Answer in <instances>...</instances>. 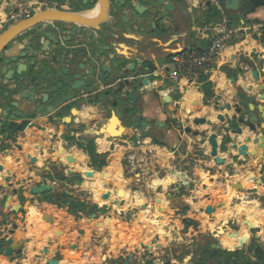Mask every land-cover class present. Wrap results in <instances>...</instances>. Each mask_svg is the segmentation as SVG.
Listing matches in <instances>:
<instances>
[{
	"label": "crops",
	"instance_id": "crops-1",
	"mask_svg": "<svg viewBox=\"0 0 264 264\" xmlns=\"http://www.w3.org/2000/svg\"><path fill=\"white\" fill-rule=\"evenodd\" d=\"M82 1L64 0L65 8L52 9L75 13L90 10L85 18L97 19L101 5L88 9ZM123 1L111 0L113 9L122 7ZM37 2L39 0L0 1V21H6L10 12L18 8L38 12ZM175 3L176 12L167 22L170 34L162 39L151 36L155 54L149 57L139 53L136 41L143 39V29L127 25L124 26L128 30L119 36L113 53L119 59L123 55L131 56L133 60L128 66H135L136 71L142 60H150L148 66L161 74V78L151 80L150 86L155 90L142 95L136 106L139 117L149 122L147 138L137 140L130 119H126L123 138L113 139L107 134L98 138L99 131L109 123L112 115L98 114L91 107L71 115L72 123L61 121L55 125L46 118L18 122L26 128L14 135L13 147L0 150V232L13 231L8 237L14 239L16 249L11 257L0 252V264H140L147 261L145 253L156 255L155 247L170 250L173 241L177 240L172 232L162 235V227L168 226L188 237L211 233L221 228L220 225L224 226L226 221L238 227L243 205L239 200L249 195L244 187L257 188L259 160H264V111H255L259 116L256 133L244 126L242 135L232 136L235 142L218 154L225 160L223 165H217L209 157L208 137L212 128L207 124L195 126L193 120L215 121L220 115L234 118V107L242 93L248 103L257 97L256 107L259 104L264 107L261 99L264 90H256L258 84L264 89V45L255 37L264 27V8L247 17L237 14L231 17L234 18L232 26L240 32L221 52L212 71L204 76L211 84V96L206 97L201 80L196 84L188 80L173 82L166 79L162 69L173 54L209 48V34L203 31V23L208 21L211 13L216 19L218 16L211 5L208 7L207 0ZM60 27L56 23H46L33 28L23 35V43L9 54L17 55L28 46L38 50L40 42L45 50L49 45L44 35ZM64 27L66 31L62 38L68 39L67 33L72 27ZM151 30H154L152 26ZM256 70L259 83L253 79ZM251 85L253 91L248 90ZM164 86H167L166 90ZM221 106H230L231 110L218 111ZM181 127H190L197 135L185 134L180 131ZM1 135L10 133H2L0 123ZM68 137L74 141L70 142ZM79 142H93L97 155L108 156V164L103 170L93 166L89 154L78 147ZM244 144L248 147L247 160L236 148ZM60 151L64 152L61 154ZM178 157L181 158L179 162ZM87 159L91 162L90 168ZM56 161L65 167V173L73 171V176L58 182L53 169ZM125 161H128L127 165ZM85 172H93V175L87 177ZM182 175L186 182L194 184L191 192L180 188ZM75 177L81 182H69ZM42 183L52 186V192L83 193L107 212L94 217L82 214L77 219L63 208L47 202L44 194L32 193L31 190ZM11 195L9 207H6ZM207 208H213L215 212L208 214ZM184 220L198 226L186 228ZM244 220L257 224L243 218L241 223ZM2 221L7 224L3 225ZM153 241L157 243L155 246H152ZM5 247L4 241L0 249Z\"/></svg>",
	"mask_w": 264,
	"mask_h": 264
},
{
	"label": "water",
	"instance_id": "water-1",
	"mask_svg": "<svg viewBox=\"0 0 264 264\" xmlns=\"http://www.w3.org/2000/svg\"><path fill=\"white\" fill-rule=\"evenodd\" d=\"M21 1L27 2L28 0ZM218 1L230 16L237 14L247 17L254 14L257 9L264 8V0ZM175 2L176 0H124L122 7L114 10L111 0H83L82 4L86 7L90 5L94 8L96 5H101L97 19L85 18L90 10L75 13L66 9H46L10 26L0 35V53L15 39L39 25L56 23L61 27L44 35L48 39L47 45L52 47L48 46L42 50L43 44L40 42L38 50L28 46L25 52L5 61L2 74L5 75L6 83L0 89V114L2 111L4 113L0 123L8 122L13 125L17 123V120L27 122L41 118H46L55 125L61 121L72 123L71 115L79 113L82 108L91 107L98 114L110 113L112 115L109 123L99 131L98 138L105 134L113 139L123 138L126 133V119H130L137 140L147 138L146 130L149 122L139 117L136 106L142 95L155 90L150 86L151 80L161 78V74L155 71L154 67L148 66L152 62L150 60H142L141 67L136 71L135 66L133 68H131L132 65L128 66V63L133 60L131 56L123 55V58L119 59L113 53L116 51L115 44L119 36L128 30L124 26L127 25L143 29V39L136 41L139 53L149 57L155 54L156 50L153 48L155 42L151 41V36L162 39L170 34L171 30L167 22L176 12ZM210 5L208 3V7ZM66 25L72 27L67 33L68 39L62 38L65 36L64 26ZM151 26L154 28L153 31ZM86 29L93 34H88ZM253 79L255 83H259L257 70L253 72ZM166 89L167 86H164V90ZM253 89L252 85L248 87L249 91ZM1 90H6L3 98ZM256 90L264 89L261 84H258ZM245 98L246 95L242 93L240 100L235 104L234 118L220 115L215 121L205 118L193 120L195 126L207 124L212 128L213 131L208 137L209 157L215 160L217 165L225 163V160L218 154L223 153L226 147L235 142L232 136L242 135L244 126L253 133L257 132L259 116L255 111L263 113L264 107L261 104L256 107L257 97H253L250 103ZM261 99L264 100V94ZM230 110V106H221L218 109L221 112ZM129 116L131 118H126ZM180 131L197 135L190 127H181ZM220 136H222L221 140H219ZM236 148L247 160L249 157L247 145L236 146ZM63 152L60 151L61 154ZM69 162L72 161L69 160ZM90 165L91 162L87 159L88 168ZM53 169L56 171L58 182L73 176V171L65 173V167L58 162L54 164ZM92 175L93 172H85L87 177ZM180 177V188H187L191 192L194 184L186 182L183 175ZM6 182L8 183V180ZM244 188L249 189L250 187ZM31 191L35 195L45 194L52 192L53 187L42 183ZM120 196L124 194L120 193ZM11 197L12 195L8 197L6 207H9ZM206 212L213 214L215 209L207 208ZM243 223L248 224L252 230L256 228L247 220ZM2 224L7 223L2 221ZM165 230L167 234L172 232L177 239L180 238V235L172 231L170 227L165 226ZM9 235H13V231L6 229L0 232V244L6 242V247L1 248L0 252L11 257L16 249L13 247L14 239L9 238ZM256 239L259 238L256 237ZM242 241L246 240L242 239ZM216 248L219 246H214V249ZM220 248L225 250V247ZM191 260L192 256H188L183 260V264H189ZM171 262L172 260L169 259L168 263Z\"/></svg>",
	"mask_w": 264,
	"mask_h": 264
},
{
	"label": "trees",
	"instance_id": "trees-1",
	"mask_svg": "<svg viewBox=\"0 0 264 264\" xmlns=\"http://www.w3.org/2000/svg\"><path fill=\"white\" fill-rule=\"evenodd\" d=\"M179 2V0H176ZM93 6H88V9H91ZM79 11V10H78ZM216 16H213L211 13L208 16V23H212L216 20ZM232 17V16H231ZM234 18H231L233 24ZM256 39L264 45V27L256 34ZM201 82H203V90L206 92V97L211 96V84L208 83L207 77H202ZM26 128L25 125L14 126L9 125L2 128V133L9 132L11 135L18 134ZM70 142L74 141L68 137ZM78 147L84 149L86 153L89 154L93 166L98 170H103V168L108 164L107 155H97L95 150V145L93 142L89 144H84L79 142ZM176 152V156H178ZM178 162L181 158H177ZM245 161V165H247ZM128 161H125L127 165ZM260 168V177L257 182V188L255 190L264 189V160H259ZM75 181H80L79 177H75L69 182L74 183ZM81 182V181H80ZM47 202L56 205L58 208H63L67 213L75 216L77 219H80L82 214L87 217L94 216H103L107 209H100L97 204H94L89 196L84 195L83 193H76L73 191H61V192H47L44 194ZM186 228L197 227L198 224L188 220H184ZM253 237L250 240L242 241L238 239H229L227 244L232 251L223 250L220 247L214 249V246L211 242H205L204 244H194L195 248L193 251V260L190 264H264V242L255 239V234L257 231H253ZM189 253L188 255H190ZM187 255V257H188ZM183 256V253L180 257ZM185 257V256H184ZM186 257V258H187ZM152 264V263H151ZM162 264H169L167 261Z\"/></svg>",
	"mask_w": 264,
	"mask_h": 264
},
{
	"label": "built area",
	"instance_id": "built-area-1",
	"mask_svg": "<svg viewBox=\"0 0 264 264\" xmlns=\"http://www.w3.org/2000/svg\"><path fill=\"white\" fill-rule=\"evenodd\" d=\"M39 2H37L38 10L49 9L51 6L50 0H41ZM207 2L211 4L215 14L218 16L215 22L211 24L208 22L203 23V31L209 34V48L205 51H186L171 55L162 69L166 74L167 80L169 79L173 82L188 80L195 84L200 82L203 76L212 71V67L221 52L235 40L240 32L239 28L232 26L231 16L226 12L221 2L218 0H207ZM33 12H31V9L18 8L10 12L7 20L10 19L17 23L31 18L34 15ZM14 139L15 136L13 137L12 135H1L0 150L13 147ZM138 144L140 145V142Z\"/></svg>",
	"mask_w": 264,
	"mask_h": 264
},
{
	"label": "rangeland",
	"instance_id": "rangeland-1",
	"mask_svg": "<svg viewBox=\"0 0 264 264\" xmlns=\"http://www.w3.org/2000/svg\"><path fill=\"white\" fill-rule=\"evenodd\" d=\"M49 9H52V6H50ZM44 10H38V12ZM38 12L33 13L36 14ZM247 191L249 192V195L244 196L241 200H239V202L243 205L241 206V211H239L238 227H234L232 223H228V221H226V224L224 226L220 225L221 228H216V230L211 233H205L200 236L195 235L194 237L183 236L182 234H180V238L173 241L171 246L172 248H169L170 250L163 247L165 243L163 240V248L155 247L154 249L157 253L156 255L154 253H152V255H149L148 252L145 253L147 261L151 260L150 264H162L163 262H168V260L171 259L172 262L170 264H183V260L189 253L191 254L188 256H193V251L195 248L194 244L200 245L204 244L205 242H211L213 246L217 245L219 247H225V250L232 251L233 249H231V247H229L227 244V241L229 239L235 240L240 238L239 240H250L253 237V231H257V233L255 234V239L256 237H258L259 239L256 240L264 242V190H255L252 186H250ZM242 218L254 220L257 223L256 225L254 224L256 228L252 230L248 224L241 223L240 219ZM160 231L162 235L167 234L165 227H162ZM153 242L154 243H152V246H155L157 243L156 241ZM182 253L183 256L181 258H176L177 256L180 257ZM147 261H143L140 264H147Z\"/></svg>",
	"mask_w": 264,
	"mask_h": 264
},
{
	"label": "flooded vegetation",
	"instance_id": "flooded-vegetation-1",
	"mask_svg": "<svg viewBox=\"0 0 264 264\" xmlns=\"http://www.w3.org/2000/svg\"><path fill=\"white\" fill-rule=\"evenodd\" d=\"M50 2H51V6H52V8H65L66 7V5H65V3H64V0H50ZM18 23V22H17ZM13 24H15V22L13 21V20H10V19H8V20H6V21H0V35L4 32V31H6L10 26H12ZM27 33L28 32H26V33H24L23 35H27ZM23 35H21L20 37H18L17 39H15L13 42H12V44L10 43L6 48H5V50L4 51H2L1 53H0V89H2V86H3V84H5L6 83V80H5V75H3L2 74V70H3V68L5 67L4 66V63H5V61L6 60H8L9 58H12V57H14V56H17V55H20L21 53H19V54H17V55H10L9 53L17 46V45H19L20 43H23V39H22V37H24ZM21 40V41H20ZM27 49V48H26ZM23 52H25V50L23 51ZM29 54H31V52H28ZM30 61V60H29ZM2 91V90H1ZM2 98H3V95H4V93H6V90L4 91H2ZM3 111L1 112V114H0V120H3V118H2V115H3ZM20 120H17V123H13L14 124V126H20L21 124H18V122H19ZM10 124L8 123V122H5V123H2L1 124V128H3V127H6V126H9Z\"/></svg>",
	"mask_w": 264,
	"mask_h": 264
},
{
	"label": "bare ground",
	"instance_id": "bare-ground-1",
	"mask_svg": "<svg viewBox=\"0 0 264 264\" xmlns=\"http://www.w3.org/2000/svg\"><path fill=\"white\" fill-rule=\"evenodd\" d=\"M253 211V210H252ZM254 212V211H253ZM248 213H250V212H248ZM256 215V214H255ZM260 215V214H259ZM248 221V220H247ZM248 223H249V221H248ZM250 225H252L251 223H250ZM255 226V225H254Z\"/></svg>",
	"mask_w": 264,
	"mask_h": 264
}]
</instances>
